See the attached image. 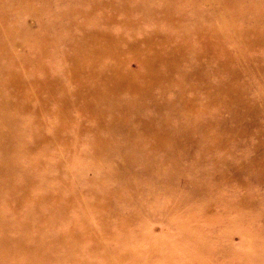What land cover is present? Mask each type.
Returning a JSON list of instances; mask_svg holds the SVG:
<instances>
[{"label": "rangeland", "instance_id": "rangeland-1", "mask_svg": "<svg viewBox=\"0 0 264 264\" xmlns=\"http://www.w3.org/2000/svg\"><path fill=\"white\" fill-rule=\"evenodd\" d=\"M0 74V264H264V0H0Z\"/></svg>", "mask_w": 264, "mask_h": 264}, {"label": "bare ground", "instance_id": "bare-ground-1", "mask_svg": "<svg viewBox=\"0 0 264 264\" xmlns=\"http://www.w3.org/2000/svg\"><path fill=\"white\" fill-rule=\"evenodd\" d=\"M114 1H115V0H114ZM117 2H118V1H117ZM119 2H120V1H119ZM122 2H123V1H122ZM114 3H115V2H114ZM114 3H113V4H114ZM123 3H124V2H123ZM127 3H128V2H127ZM140 3H141V1H140ZM118 4H121V3H118ZM124 4L127 5L126 3H124ZM124 4H122L123 7H125ZM137 4H139V3L137 2ZM111 6H112V5H111ZM122 6H121V7H122ZM132 6L135 7L134 5H132ZM137 6H138V5H137ZM107 7H108V6H107ZM126 7H130V6H126ZM125 9H127V8H125ZM89 12H90V11H89ZM91 13H92V12H91ZM91 61H92V60H91ZM93 62H94V61H93ZM93 64H94V63H93ZM82 66H83V65H82ZM85 66H86V65H85ZM0 77L3 79V81H4V78H6V77L9 78V76H6V77L3 78L1 74H0ZM94 81H95V80H94ZM82 82H83V81H82ZM96 82H98V81H96ZM96 82H95V83H96ZM101 83L103 84V82H101ZM83 84H84V83H83ZM83 84H82V85H83ZM96 84H97V83H96ZM105 84H106V83H105ZM104 86H105V85H104ZM111 87H112V86H110V87H108V88H106V89L101 90V91L98 93V97H99V98H105L104 93L106 92V90H107V91H111V90H112ZM80 88H81V86H79V90H80ZM184 89H185V88H184ZM79 90H78V91H79ZM78 91H77V92H78ZM74 92L76 93V91H74ZM74 92H73V93H74ZM94 92H95V91H94ZM94 94H96V93H94ZM93 96H94V95H93ZM93 98H94V97H93ZM96 98H97V97H96ZM96 98H95V99H96ZM76 100H77V99H76ZM89 100H90V99H89ZM91 100H92V99H91ZM77 101H78V100H77ZM91 102H92V101H91ZM95 102H96V101H95ZM99 103H100V102H99ZM93 104H94V102H93ZM95 105H96V104H95ZM98 105H99V104H98ZM91 106L94 107L93 105H91ZM92 107H91V108H92ZM96 107H98V106H95V109H96ZM95 109H94V110H95ZM99 114H100V113H99ZM1 136H2V134H0V137H1ZM3 136H4V135H3ZM3 136H2V137H3ZM2 137H1V139H2Z\"/></svg>", "mask_w": 264, "mask_h": 264}]
</instances>
